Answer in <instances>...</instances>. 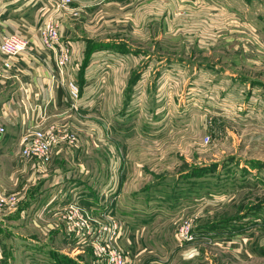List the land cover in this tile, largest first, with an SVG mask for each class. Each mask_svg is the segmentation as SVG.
<instances>
[{
  "label": "rangeland",
  "instance_id": "obj_1",
  "mask_svg": "<svg viewBox=\"0 0 264 264\" xmlns=\"http://www.w3.org/2000/svg\"><path fill=\"white\" fill-rule=\"evenodd\" d=\"M39 1L43 5H34L37 36L49 17L64 20L67 16L76 19L72 23H79L87 36L122 40L119 49L134 60L132 68L116 76L121 90L109 91L98 102L103 93L90 86L78 112L63 107L69 120L59 124L76 134L78 149L80 144L86 147L85 161L97 177L111 175L115 163L123 165L121 176L129 177L128 189L123 188L124 198L114 214L130 233L131 244L145 249L142 256L130 250L131 264H239L219 243L224 239L226 209L230 214L248 202L264 204V184L244 187L228 207L209 204L207 199L222 201L225 163L264 164V105L256 104L252 116L244 113L236 123L224 120L230 103L232 116L237 119L239 114L240 87L228 89L232 71L241 73L235 78L245 83L264 84V0H216L215 6L210 0H152L151 20L143 29L121 25L144 12L121 7L87 14L74 9L52 12L46 0ZM104 19L112 29L100 31L97 20L104 23ZM106 76L99 77L102 86ZM15 161L19 188L25 187L19 193L26 209L21 228L34 237L38 228L28 220L35 218L30 200L38 180L30 179L29 166L19 162L17 167ZM259 174L263 180L264 171ZM9 190L0 187V192ZM91 207L113 209L106 200ZM187 220L196 239L181 246L177 233ZM37 223L42 225L39 229L46 225ZM207 233L219 245L209 244ZM41 237L45 246L14 252L11 264H78L75 255L87 256L61 252L57 246L51 249L52 237ZM122 244L126 251V241Z\"/></svg>",
  "mask_w": 264,
  "mask_h": 264
},
{
  "label": "crops",
  "instance_id": "obj_2",
  "mask_svg": "<svg viewBox=\"0 0 264 264\" xmlns=\"http://www.w3.org/2000/svg\"><path fill=\"white\" fill-rule=\"evenodd\" d=\"M214 1L216 0H210V4L215 6L216 2ZM151 3L152 0H74L64 9H74L85 14L117 11L120 7L124 8L123 11L144 12L138 19L135 17L127 19V22L121 25L127 29H143L146 27L147 22L151 20ZM135 4L139 7L136 8ZM34 5H43V2H36V0H0V39L21 32L29 44L28 49L14 60L13 70L7 73L4 79H0V126L5 129V134L0 137V187L6 191L9 190L7 187L19 189L18 192L9 190L17 195L25 188L24 186L19 188L18 177H15L17 169L14 170V161L19 151V135L22 123L32 120V109L37 104L41 105V112L44 110L43 112L48 117L49 122L63 124L64 121L69 120L68 115L63 112V107L68 106L64 99L65 92L58 90L50 79L54 71L53 55L40 47L37 36L38 22L34 17L36 12ZM45 6L52 9L53 12L56 8V0H46ZM53 15L55 14L53 13ZM56 18L61 24L62 41L70 46L72 55L65 79H74L82 89V96L84 95V97H87L85 94L88 93L90 86L96 87L99 92L103 93L100 99L97 96L98 102L106 99L109 91L117 92L121 90L118 86L120 81L117 79L120 75H117L132 68L129 66L131 62H134L131 59V54L119 49L118 46L122 40L113 37L102 38L100 34L87 36L81 28L77 27L80 26L79 23H72L76 19L66 16L64 21L62 18L59 20V16ZM82 18L83 16H81ZM103 21L104 23L97 20V23H100V31L107 28L112 29V25L108 24L105 19ZM232 72L233 75L229 77L228 89L240 87V92L237 95L241 105L239 104V107H237L236 112L239 114H236L238 118L235 119L232 116V105L230 103L229 110L224 113V120L229 123H236L238 119L239 121L242 120V114L244 113H251L252 116L256 111V104L264 105V84L256 80H254L256 83L254 85L245 83V81L235 78L241 76V73ZM105 74L108 80L102 86L99 77ZM48 98L51 103L46 107L45 104ZM118 99L121 105L120 97ZM111 105L114 107L116 101H113ZM117 105H119L118 102ZM258 112H261V110H258ZM79 146L81 148L77 150L69 147L54 148L51 163L47 168H39L36 171L30 164H27L31 172L30 177L32 178L30 179L34 177L35 181L38 180L34 188L35 197H31L32 200H30L32 203L31 208L36 211V214L35 218L28 220L38 228V233L31 237L23 232L24 228H21V226L25 221L26 209L22 207L24 204H22V201L20 203V206L22 205L21 209L19 208L15 212L7 210L0 213V264L3 261H5V264H11L15 259L14 252H23L31 246H45L47 243H43L41 235L48 238L52 237L51 242L48 243L50 244L48 245L49 248L51 246V249L56 250L57 246L61 252L69 251L74 246V242L63 232L62 224L59 216H57L58 209L67 203L74 202L85 210L91 208V211L99 212L101 209L98 207L92 208L91 206L102 204L106 200L113 207L110 215L114 217L117 215L115 206H118L124 198V189H128L129 177L124 180L125 175L121 176L124 170L123 165L113 164V169L110 171L112 174L108 175L107 173L105 178L98 176L100 179L97 177L96 171L91 169L85 161L89 153L86 147L81 146V144ZM7 171H11V175H8ZM261 171H264V164L225 163L222 201L214 200L211 197L207 199L209 204L223 203L224 207H228L231 200L235 199L244 187L254 186L258 182L264 184V179H260L259 172ZM92 172H95L93 176L91 175ZM32 185L33 188L35 183H32ZM126 194L131 196L130 191ZM248 204L249 202L246 206L241 207L239 211L230 214H228V208L226 209L224 239L219 243L223 245L221 248L232 256L233 262L264 264V204ZM131 208L130 205L129 210ZM132 212H135L134 209ZM35 220L46 223L42 227L44 232L42 228L39 229L42 225ZM130 236L129 233V242ZM206 236H208L206 240L209 241V244L219 245L215 239L210 238L208 233ZM137 245L130 242L128 248L134 252H139L138 255L142 256L145 249L143 247L139 250ZM85 254H87L89 260H87L86 255H75L74 260L78 264H91L93 262L91 255L89 253Z\"/></svg>",
  "mask_w": 264,
  "mask_h": 264
},
{
  "label": "built area",
  "instance_id": "obj_3",
  "mask_svg": "<svg viewBox=\"0 0 264 264\" xmlns=\"http://www.w3.org/2000/svg\"><path fill=\"white\" fill-rule=\"evenodd\" d=\"M73 1L56 0L55 9L67 8ZM60 29V22L49 17L40 28L38 39L40 47L53 55L54 71L50 76L51 82L58 90L65 92L64 99L68 109L78 112L82 106V91L74 79H65L72 55L70 46L62 41ZM28 47V40L18 33L0 39V79H4L13 70L14 60ZM50 103L48 98L45 106ZM32 112V120L23 122L21 126L16 166L23 162L38 171L39 168L49 167L54 148L69 147L77 150L78 138L67 127L49 122L46 114L41 112V105L37 104ZM4 134L5 129L0 126V137ZM20 203L19 195L0 192V213L7 210L17 211ZM57 216L63 232L74 242L70 253H89L93 259L91 264H131L129 232L123 222L110 215V210L94 212L71 202L59 208ZM195 239L192 223L187 220L178 230L177 242L182 246ZM123 240L127 243L126 251Z\"/></svg>",
  "mask_w": 264,
  "mask_h": 264
},
{
  "label": "trees",
  "instance_id": "obj_4",
  "mask_svg": "<svg viewBox=\"0 0 264 264\" xmlns=\"http://www.w3.org/2000/svg\"><path fill=\"white\" fill-rule=\"evenodd\" d=\"M81 89V88H80ZM81 91H82V89H81Z\"/></svg>",
  "mask_w": 264,
  "mask_h": 264
}]
</instances>
